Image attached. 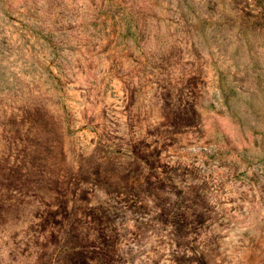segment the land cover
I'll use <instances>...</instances> for the list:
<instances>
[{
  "label": "rangeland",
  "instance_id": "1",
  "mask_svg": "<svg viewBox=\"0 0 264 264\" xmlns=\"http://www.w3.org/2000/svg\"><path fill=\"white\" fill-rule=\"evenodd\" d=\"M0 264H264V0H0Z\"/></svg>",
  "mask_w": 264,
  "mask_h": 264
}]
</instances>
